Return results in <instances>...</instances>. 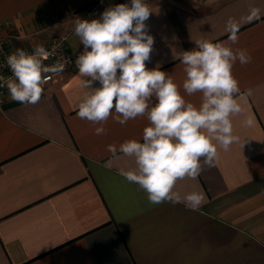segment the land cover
I'll use <instances>...</instances> for the list:
<instances>
[{"label": "crops", "instance_id": "crops-1", "mask_svg": "<svg viewBox=\"0 0 264 264\" xmlns=\"http://www.w3.org/2000/svg\"><path fill=\"white\" fill-rule=\"evenodd\" d=\"M121 3L129 0H0V32L22 49L67 36L76 60L83 46L75 19H98ZM147 3L154 44L146 67L169 74L197 107L201 94L183 92L179 51L208 39L252 58L232 69L241 92H252L232 118L238 141L218 148L213 167L204 165L198 178L178 180L174 189L182 198L193 191L206 198L194 209L154 205L120 174L136 167L134 158H112L108 146L142 142L149 122L137 117L121 125L113 112L105 134L96 135L101 125L77 115L91 89L82 87L74 61L37 104L8 96L0 111V264H264V0ZM229 21L238 29L235 44Z\"/></svg>", "mask_w": 264, "mask_h": 264}, {"label": "clouds", "instance_id": "clouds-1", "mask_svg": "<svg viewBox=\"0 0 264 264\" xmlns=\"http://www.w3.org/2000/svg\"><path fill=\"white\" fill-rule=\"evenodd\" d=\"M151 12L147 0H129L106 8L98 19H75L74 35L83 46L75 64L82 87L91 89L77 115L101 125L95 128L96 135L105 134L102 125L113 112L121 125L146 117L142 142L126 140L119 147L109 145L108 151L115 159L117 153L134 158L136 167L120 174L144 190L151 204L185 203L194 209L206 194L193 191L182 198L174 191L176 183L198 178L204 165L214 166L218 148L227 151L238 141L232 118L243 112L240 101L252 92H241L232 69L237 61L244 65L252 58L246 50L208 39L196 40L192 50L179 51L186 74L183 92L201 94L197 107L186 101L169 74L146 67L154 44L145 23ZM226 31L228 40L237 43V26L229 21ZM50 56L43 44H35L31 53L17 48L6 57L12 75H0V88H7L10 101L23 105L40 101L44 85L68 63L45 64ZM94 82L100 86L93 87ZM243 123L250 126L252 120Z\"/></svg>", "mask_w": 264, "mask_h": 264}, {"label": "built area", "instance_id": "built-area-1", "mask_svg": "<svg viewBox=\"0 0 264 264\" xmlns=\"http://www.w3.org/2000/svg\"><path fill=\"white\" fill-rule=\"evenodd\" d=\"M43 45L48 51L52 52V56L44 61L45 64L51 65L57 60L68 61L65 71L59 75L52 76V78L44 85V91H46L54 81L62 78L65 73L72 68L75 61V56L69 51L67 36L55 38L49 43H45ZM33 47L34 46L25 48V50L31 53L33 51ZM16 49L17 48L11 47L9 37L0 32V75L4 77H9L12 75L11 70L6 63V57L13 53ZM8 96L9 93L7 88H0V111L3 110Z\"/></svg>", "mask_w": 264, "mask_h": 264}]
</instances>
